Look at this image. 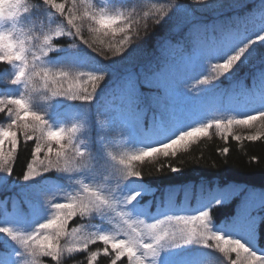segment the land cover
<instances>
[{
    "label": "trees",
    "instance_id": "obj_1",
    "mask_svg": "<svg viewBox=\"0 0 264 264\" xmlns=\"http://www.w3.org/2000/svg\"><path fill=\"white\" fill-rule=\"evenodd\" d=\"M20 2L23 86L0 51V264H264V205L239 222L264 192V26L243 24L264 0H117L108 26L100 0ZM208 24L225 41L197 42Z\"/></svg>",
    "mask_w": 264,
    "mask_h": 264
},
{
    "label": "rangeland",
    "instance_id": "obj_2",
    "mask_svg": "<svg viewBox=\"0 0 264 264\" xmlns=\"http://www.w3.org/2000/svg\"><path fill=\"white\" fill-rule=\"evenodd\" d=\"M103 10L99 17L101 24L103 25H112L115 21L118 20L120 16V11L116 9L110 10L109 6L115 3L118 5L117 0H101L100 1ZM21 9L20 0H0V51L3 52L5 58L11 62L12 72L14 75L15 81L21 86L24 84V64L25 57L23 54L24 49V39L23 34L20 31L18 24V17ZM243 24L246 25V29H250L252 26L256 29H261L264 26V2H260L254 8L253 14L248 16L243 21ZM219 25L208 24L204 25L200 29L198 34L195 35V40L200 41V37L209 38L212 45L215 44V41H225L224 35L218 34ZM181 44H177L175 49H181ZM195 55V54H193ZM184 59L183 61H186ZM190 61V59H189ZM191 62V61H190ZM187 65L190 63L187 61ZM126 89L130 92L129 86L126 85ZM129 92L125 91L123 94L122 100H125L126 97H129ZM239 107L242 110H245L247 113H253L259 107V103L253 101L249 98L248 94H244L239 101ZM124 115H132V110L129 104H125L123 108ZM64 132V123L61 118H58L52 126H50L48 135L55 138L62 137ZM169 133L167 131H162L159 135L145 136L142 140L144 144H153L164 142L169 138ZM4 136H7V133L4 132ZM86 149V146L83 144L78 145V152L83 153ZM236 192H239V189L236 188ZM246 203L243 205L241 215L239 216V222L245 224L247 221V215L251 211L255 210L257 207L264 205V192L259 190H250L246 193L244 197ZM187 202L183 203L182 207H186ZM224 230V229H223ZM230 230L226 228V232L229 234ZM232 232L240 236L241 231L239 226L233 227Z\"/></svg>",
    "mask_w": 264,
    "mask_h": 264
}]
</instances>
